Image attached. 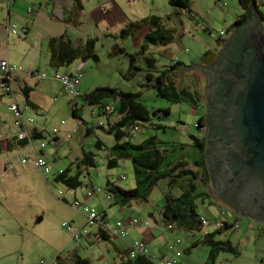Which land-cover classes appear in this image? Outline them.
Returning <instances> with one entry per match:
<instances>
[{"label": "rangeland", "instance_id": "obj_1", "mask_svg": "<svg viewBox=\"0 0 264 264\" xmlns=\"http://www.w3.org/2000/svg\"><path fill=\"white\" fill-rule=\"evenodd\" d=\"M15 1L11 0L8 7L7 0H0V23L1 19L6 17L7 12L10 10L11 17H14L11 26H15L19 34L18 37H9L8 51L15 55L17 66H21L23 71L31 68L33 73L38 71L40 74L38 76L44 73L48 75L47 79H42L32 87L36 91L34 99L42 102V108L38 115L24 106V97L18 90L17 102L24 108V114L31 111V116L24 118L25 121L32 118L34 121L32 124L38 123L45 126L46 137L42 139V142L46 143V153L43 156L47 162L54 169L70 167L74 174L78 170L81 171L80 181L82 185L76 190H69L64 185L53 182L52 179L46 185L40 175L36 171L31 172L29 167L25 170L29 169L30 172L21 176L17 171L14 173L8 172L6 179L0 181V264H41V261L44 264H51L56 257L54 250L65 251L69 255L68 252L75 246H82V258L88 260V264H108L112 259L111 252H108L102 246L103 244H96L94 238L82 237L79 242L72 240V232L76 228L84 226L86 218L77 213L71 204L75 200V195L79 201H84V193L91 187L99 188L103 192L91 200L88 206L100 214L107 212L109 218L113 217L111 211L115 213L116 210L113 209H116V206L105 198L107 182L112 181L125 190L132 189L135 187L134 170L130 160H120L118 166L113 169L107 167L109 149L114 144V137L106 131L108 120L100 114L99 107L86 105L83 96L99 87H110L140 95L143 104L151 113L153 111L158 112L157 116L151 114L150 123L142 124L145 129L138 134L133 132L130 139L132 143L137 144L147 137L156 136L160 148L168 151L167 163L174 162L180 157L195 155L196 152L191 147L190 135H196L200 132L201 135L205 136L206 128L198 130L196 126L198 119L204 116L203 108L196 111L187 103L175 104L158 98L154 89L146 87L147 81L144 70H149V68H147L148 66L143 57H135L134 65L139 67L140 70H131L129 67L130 58L125 54L116 52L118 51L117 46H123L127 49L130 46L129 43L136 45V42H140L143 31L138 32V38L132 40L133 42L130 39H117V43H115L114 40L104 37V28L100 25L97 28L92 27L85 34V38L86 36L93 37L99 41L96 43L95 58L83 62L84 68L81 71L82 77L78 86L81 96L77 97L73 103V97L62 89L59 82L53 79L54 69L47 64L45 50L43 49L40 54L39 51L33 49V46L40 41L41 37H45L50 33L56 35L65 30L62 22L53 19L56 18V10L59 9L64 0H55L53 8L50 6L48 9L46 0ZM127 1H134V4L129 6ZM144 2L145 4L136 0H89L85 4L84 27L71 25L74 28L69 29V31L73 32L74 38L77 36L79 40L80 35L83 36L84 34V29L90 25L89 22L93 13L96 18H99L100 14L106 15L105 13L111 9L109 8L111 4L117 5L118 3L120 7L122 6V11L132 20H134V17L130 16L131 12L138 17L147 16L150 13L166 16L169 12V0H144ZM262 2L260 4V0H257L259 11L264 18V0ZM63 4L67 5L68 3ZM191 8L195 12L199 24L208 28L213 37L217 36L220 30L230 29L235 20L243 14L239 0H191ZM32 10L33 15L39 13L41 17H45L49 25L44 26L39 22V27L32 29L33 33L31 32L25 38L22 27H25V18L33 17L31 15ZM181 22L182 28L189 24L186 17L182 18ZM71 26L67 28H71ZM179 41L176 40L173 45H170L163 56H158L157 59H159L160 64L168 65L170 59L177 57L187 64V67L192 66L193 64L190 63L198 62L204 50L212 46L211 37L201 27L187 31L182 38L179 37ZM69 70L71 71V69ZM69 70L67 67L59 72L64 73ZM189 73L194 75L191 78L195 77L200 81H204L203 84L205 83L203 72L189 71ZM49 78L51 80H48ZM10 101L11 99L8 96L0 94L1 120L8 121L7 115L11 112V110L8 111ZM107 102L113 105L112 102ZM74 104L78 107L79 118L83 125L90 127L93 131V136L84 142L83 150L94 155L95 168L77 169L75 166L76 158L81 159L82 157L79 139L74 137L71 140H64L62 137V127L64 126L61 123L75 124L78 121V119L73 118L71 112ZM166 110L169 112L168 114L162 112ZM100 122L104 123L105 127H99ZM151 123L156 126L155 129L147 127V124ZM54 128L60 131V139L63 144L58 146L54 150L56 153L52 155L48 150H52L54 145L49 141L51 137L48 133H51ZM98 139L104 143L103 148L100 150L94 147ZM39 142V140L33 142L35 148L39 146ZM122 176H125L126 179L121 180ZM60 191L63 192L62 196L59 195ZM201 192H204L202 186L198 188V193ZM178 193V189L170 187L168 181H160L151 191L147 201L140 200L137 202L141 206L144 205L142 217L148 219L150 214L158 215L165 204L164 196ZM221 205L226 206L224 203ZM196 206L200 215H206V205L198 200ZM224 211L229 216L234 213L228 207ZM38 218L39 223H36ZM240 220L242 222L239 230L224 229L216 237L217 240H231L234 242L238 255L220 252L215 258L210 259V248L202 243L204 236L201 232L181 233L182 244L180 245L185 249L178 248L183 253L179 259L180 264H264V236L259 237L257 230L259 227H264L253 221L255 230L246 231V218L241 217ZM107 222L111 223V219ZM64 223L70 224V231L69 228L63 227ZM96 230V225L87 227L88 232H96ZM174 230L180 231L175 226ZM248 231L249 234H245Z\"/></svg>", "mask_w": 264, "mask_h": 264}, {"label": "trees", "instance_id": "obj_2", "mask_svg": "<svg viewBox=\"0 0 264 264\" xmlns=\"http://www.w3.org/2000/svg\"><path fill=\"white\" fill-rule=\"evenodd\" d=\"M256 5H257V0ZM77 9L82 10L80 0H73ZM239 4L243 11L232 25L230 29L220 30L224 32L221 36L213 37L212 32L205 26H201L198 22L196 14L191 10V0H169L171 12L179 11L189 15L195 25L203 28V30L211 37L212 46L214 48L205 50L202 53L200 62L204 66L212 65L227 41L230 33L239 25L244 24L252 15L251 5L252 0H239ZM257 9L258 5H257ZM159 18L150 16L138 22L131 23L119 33V37L129 38L133 33L148 25L159 27ZM264 20V18H263ZM160 31L163 29L161 27ZM160 31L151 33L145 37L146 46L154 44L157 40L164 46H167L173 40L172 33L168 36L160 34ZM158 33V34H157ZM96 40H88L80 46H74L72 41L65 36L50 38L47 41L49 51L50 65L56 69L67 68L77 60L86 62L88 59L95 58ZM130 58V69L140 70L135 66V55L125 54ZM138 56V55H137ZM155 61V60H153ZM148 66V65H147ZM182 66L180 62L165 65L161 70L152 67L150 64L145 71L146 87L154 89L156 96L160 99L171 103H187L193 110L198 111L203 108L204 116L200 117L196 123L198 130L206 126V105L205 103V83L197 78H191L188 72L181 73ZM192 71V70H190ZM30 88L23 89L25 103L28 107L34 108L30 101ZM81 96V95H80ZM86 105L92 107L97 106L100 109V114L107 118L108 134L114 137V144L109 149V158L107 167L109 169L116 168L120 160H130L134 170L135 187L132 189H122L116 184L107 182L106 193L110 195L113 204L121 207H127L140 200L147 201L151 191L158 185L160 181H168L170 187L177 188L179 193L166 194L165 204L161 210V219L166 225H172L187 233H197L201 231V216L197 212V201L204 202L209 199L213 201V195L210 191L211 183L205 163L204 151L206 148V139L204 135L191 136V147L194 149L195 155L188 157H180L174 162H166L168 151L160 148V143L156 136L147 137L140 143L134 144L130 139L135 128L139 127L142 131L145 127L144 123H150L151 114L157 116L158 111L152 113L143 104L140 95L130 92H123L115 88L99 87L83 96ZM107 101L113 103L110 105ZM38 110V109H36ZM74 119L80 120L78 110L72 109ZM165 114L169 112L162 111ZM81 121V120H80ZM99 126V125H98ZM101 127V126H99ZM105 127L102 126L101 128ZM149 129H155L154 124H147ZM91 128L86 130V136L93 133ZM32 140L44 139L42 134L36 129L31 131ZM5 141L0 142V153L2 145ZM20 146L25 145L20 142ZM101 141L97 140L94 144L96 149H102ZM183 146V145H181ZM77 169L95 168L96 162L92 153L84 152L80 160L75 163ZM63 173L58 175L53 182L64 185L69 190H76L82 185L80 181L81 171H76L74 174L70 167L63 169ZM204 187V192L198 193V188ZM64 201V200H63ZM221 203H224L221 201ZM226 207H228L226 205ZM229 208V207H228ZM103 219H106L105 213L101 214ZM221 215V214H220ZM223 218V216H222ZM231 228L230 224L225 222L224 226L218 232L210 233L205 236L202 243L210 248V259L215 258L220 252L231 253L238 255L237 247L233 246L230 241L216 240L218 234L222 230ZM103 239L107 237L103 231H100ZM129 264H153L146 257H138L134 260H129Z\"/></svg>", "mask_w": 264, "mask_h": 264}, {"label": "crops", "instance_id": "obj_3", "mask_svg": "<svg viewBox=\"0 0 264 264\" xmlns=\"http://www.w3.org/2000/svg\"><path fill=\"white\" fill-rule=\"evenodd\" d=\"M15 1V0H13ZM46 7L48 9V7H52L53 8V3L55 2V0H46ZM89 0H80V3L82 5V10L77 9V7L75 6L73 0H64L63 3H68L66 4H61L59 9L56 10V18H53L54 20H59L60 22L63 23L64 26V31L59 32V34H48L45 37H41L40 41L38 43L35 44V46H33V49H35L36 51H39V53H42V50H45V54H47V64L54 69V74L56 72H59L60 70L64 69V68H60V69H56L54 67H52L50 65V60H49V51L47 48V41L50 38H56V37H60V36H65L67 37L69 40L72 41L73 45L76 47L84 44L86 41L88 40H96V43H98V39L97 38H93V37H88L86 36L85 38V34L92 28V27H98L99 25L104 28V32L103 35L106 38L112 39L114 40L115 43H117V39H121V40H131V42H133L132 40H136L138 38V32L143 31V35L141 36V41L140 42H136L137 44H130L129 43V47L124 48L123 46H117L118 51H116L117 53H122V54H130V55H135V56H140L143 57L144 61H146V65L149 66V64L152 67L155 68H161L165 66V64H160V61L158 58L163 56L166 52L165 50L167 48L170 47V45H173L174 42L176 40L179 41V37L182 38L187 31H190L192 28H198V26L195 25V22L192 21V19L189 17L188 14L183 13V12H179V11H175V12H171V9L169 7V12L168 14H166V16H160L157 14H152L150 13L147 16H142V17H138L136 14L133 15V12H131L130 16L134 17V20H132L131 18H129V16H126V14L122 11L120 5L117 3V5L115 4H111L109 6V8H111L108 12H106V15H102L100 14L99 18H96L94 13L92 15V19L89 22V26H87L84 30V34L83 36L80 35L81 38H77V36L74 38V33L70 32L69 29H73V26L76 27H80L83 26L84 27V18L86 16L85 11V4L88 2ZM137 2H141L143 4H145L144 0H136ZM16 3V1H15ZM14 3V5H15ZM129 6H132L134 4V1H127ZM262 0H260V4H262ZM11 4V0H7V6L9 7ZM258 5V3H257ZM259 6V5H258ZM43 8V7H42ZM9 9V8H8ZM192 10V8H191ZM111 11V12H110ZM47 12V11H46ZM192 12L195 14V12L192 10ZM10 10L7 12V16L3 17L1 19V23H0V59H3L7 62H9L10 64L16 65L17 66V62L15 59V55L11 52H9V37L10 36H19V34L17 35H12L10 34L8 27L11 26V21L12 18L10 15ZM39 14V13H38ZM33 15V10H32V14L33 17L31 18H25V27H22V32H23V36L26 38L30 35V33L32 31V29H34L35 27H39V22H41L42 24H44V26H48L49 23L48 21H46L45 17H41V15ZM47 14V13H46ZM91 14V13H90ZM150 16H156L157 18H159V27L163 28L160 31V28L157 26H152V25H148L146 27H143L137 31H135L133 33L132 36H130L129 38H120L119 37V33L120 31H122L124 28H126L127 26H129L131 23L134 22H138L142 19L148 18ZM59 17V18H57ZM186 17L189 20V24L186 27L182 28V22L181 19ZM179 19V20H178ZM71 26V28H67L69 26ZM67 26V27H66ZM83 31V30H82ZM157 31H160V34L165 35L164 32H166V35L168 36V33L170 35V33H172V37L173 40H171L172 42H170L167 46L162 45L161 43H158L157 40L154 44H149V46H146V42H145V37L151 33H156ZM158 34V33H157ZM135 42V41H134ZM180 42V41H179ZM211 48H214L213 46H211ZM209 48V49H211ZM95 49H96V44H95ZM208 50V49H206ZM35 51V52H36ZM205 51V50H204ZM202 56V54L200 55ZM155 60V61H153ZM82 60H77L75 61L73 64H71L68 67V70L71 69V71H67L64 73H75L78 71L79 65L81 64ZM176 62H180L182 64V66L187 67L185 63H183L181 60H179L177 57L170 59V62L168 63V65H170L171 63H176ZM200 62V60L198 61ZM198 62H191L190 64H196ZM79 63V64H78ZM85 63V62H84ZM201 63V62H200ZM20 68L19 73L13 77L12 83H11V87L13 89V94L12 95H6L8 96L11 101L9 103V105H11L12 103L15 105H19L17 102V92H21L23 95V89L24 88H30L31 89V93H30V101L33 105L34 108L29 107L33 113L35 114H39L40 109L42 108V102H38L34 99V93L36 92L35 90L32 89L33 86H35L37 83H39L42 80H39L37 78L38 75H40L38 73V71H35V73H33L32 69L29 68L27 71H23L21 66H17ZM31 67V66H30ZM84 68V66H83ZM83 70V69H82ZM81 70V71H82ZM188 71H184L181 73H186ZM61 73V72H59ZM53 74V75H54ZM52 75V76H53ZM48 77V75H47ZM51 78V77H50ZM48 80H51V79ZM47 79V78H46ZM53 80V79H52ZM80 84V83H79ZM18 90V91H17ZM80 92V90H79ZM1 94V93H0ZM2 95V94H1ZM24 97V95H23ZM74 100L72 99V102ZM24 103H25V98H24ZM74 103V102H73ZM8 105V106H9ZM26 103H25V105ZM19 107L22 109V107L19 105ZM38 109V110H36ZM72 109H76L78 110V107L76 104L73 105ZM8 111L10 112L9 108ZM24 111V110H23ZM31 111L27 112V113H23V118H28L30 117ZM79 115V113H78ZM8 121L7 120H1L0 119V123H1V128L0 131H3V135L5 138H7V140L5 141V145H2V152L0 153V181H4L6 179V175L8 172H19V175H23L26 174L27 172H30L29 169H31L32 171H36L40 177L44 180L45 184L48 185L50 183V180L47 181L44 179V177L41 175L40 171L37 169V167L34 165V161L32 158V154L35 155H39L41 154L40 150H39V146H37L35 148L34 144L31 145V147H26L25 149L23 148V146H20L17 139L14 137L17 133V128L14 125L15 119H13V116L10 112V114L7 115ZM3 125V126H2ZM29 126V125H28ZM64 127H62V131H63V139L64 140H71L74 137H77L79 139V143L81 144V151L82 154L84 153L83 147H84V142L89 140L92 136H86V130L90 129V127H85L82 123V121L78 120L75 124H69L66 123L65 125H62ZM4 127H7L6 129ZM76 128H79L80 130V134H72L74 132V130H76ZM29 129L33 130L36 129L38 132H40L44 137H46V129L44 125H40L38 123H34L31 124L29 126ZM91 132L93 133V131L91 130ZM50 134V142L53 144L54 139H52V133H48ZM67 134H71V139L67 138ZM191 136H201L200 132L196 135H190ZM99 141H101L100 139H98ZM35 140H32V142H34ZM102 145H104V143L101 141ZM63 143L60 139V133L57 137V143L56 146H54V148H52V150H48L50 154L54 155L56 153V148L58 146H61ZM26 145H24L25 147ZM22 148V149H21ZM33 151V152H32ZM46 153V149L42 151V154L45 155ZM29 155L31 157V159L29 160V163L26 166H22L20 163V158H24L26 157V155ZM80 159L76 158V161H78ZM29 167V169L26 171L25 169H27ZM19 169V170H18ZM62 169V168H61ZM21 170V171H20ZM10 177V176H9ZM111 183H114L111 181ZM115 184V183H114ZM117 185V184H116ZM118 187H120L119 185H117ZM211 191V189H210ZM99 195L94 196L91 199H88L86 197V193H84V201H81L85 204L88 205V203L93 200L95 197H98ZM105 198L107 201H111L107 198L106 193H105ZM76 200L77 197L75 195ZM64 200V199H63ZM64 202H66V200H64ZM112 202V201H111ZM221 201L216 199L215 197H213V201L212 200H208L206 202H204V205H206V215H200L201 217H206L208 218L209 221H215L219 218L225 220L227 223L230 224L232 230L235 229H240L241 228V222L242 220L241 217L239 215H237L234 211V213L229 216L227 215V213L224 211L225 208H227L226 206H222L221 205ZM116 206V210L115 213H113V211H111V214H113V217L109 218V215L107 212H103L106 215V220L109 221V219H111V225L115 226L116 223L118 222H122L124 226H127V230H128V236L126 238H120V237H115V236H109L106 239H103V237L101 236L99 239V234H98V227L96 232H90V235L86 238L91 239L94 238L96 244L100 245L103 244L102 246L104 248L107 249V251L111 252V262L108 264H129V257H128V252L130 250L131 245L133 244V242L136 241H144L147 243L148 248H149V255L151 257H154L156 260H160L163 258H172L173 254L172 253H166L165 249L166 247L173 243L176 239H181L180 235L181 233H186L187 232L183 231V230H167L166 229V224L162 221L161 219V210L159 212V214L154 215V214H150L148 219L147 218H143L142 214L143 212V206L137 204V203H133L127 207H121L119 205L113 204ZM72 206V205H71ZM73 208V207H72ZM224 208V209H223ZM74 209V208H73ZM118 209V210H117ZM230 209V208H229ZM76 210V209H74ZM112 210V209H111ZM77 213L82 214L80 211L76 210ZM224 212V213H223ZM99 213V212H98ZM213 213V214H212ZM221 214V215H220ZM83 215V214H82ZM85 216V215H83ZM223 216V218H222ZM86 218V216H85ZM133 218H137L139 220V223H145L148 222L149 226L146 227L142 224H139L136 227H129V222L133 219ZM213 219V220H212ZM247 221L246 222V231L247 230H255V225L253 222V220L246 218ZM36 223H39V218L37 219ZM86 223H87V218H86ZM85 223V225H86ZM65 224V223H64ZM69 224V223H67ZM70 225V224H69ZM78 227L76 228L73 232H72V240H73V234L80 231L83 227ZM64 227V226H63ZM264 227V226H263ZM257 228V227H256ZM71 230V226L69 231ZM259 232V237L264 236V228H260L257 229ZM216 233L218 232V230L214 229L213 227L211 228V233ZM220 232H223L220 231ZM245 234H249V231ZM219 235V234H218ZM216 239V238H215ZM229 239V238H228ZM231 239V238H230ZM217 240V239H216ZM230 241L233 246L236 247V244H234V242ZM93 244V243H92ZM182 244V243H181ZM196 245V244H195ZM178 248H182L181 245L178 246ZM182 249H185L184 247ZM59 251V250H58ZM56 250H54V252H56V257L54 259V261L51 262V264H88L89 261L82 258L83 256V249L82 246H75L70 252L69 255H67L65 253V251L63 252H58ZM68 256V257H67ZM69 256L73 257V261L71 260V258H69ZM41 264H44V262L41 261Z\"/></svg>", "mask_w": 264, "mask_h": 264}, {"label": "water", "instance_id": "obj_4", "mask_svg": "<svg viewBox=\"0 0 264 264\" xmlns=\"http://www.w3.org/2000/svg\"><path fill=\"white\" fill-rule=\"evenodd\" d=\"M235 28L205 74V163L212 195L242 218L264 226V20Z\"/></svg>", "mask_w": 264, "mask_h": 264}, {"label": "built area", "instance_id": "obj_5", "mask_svg": "<svg viewBox=\"0 0 264 264\" xmlns=\"http://www.w3.org/2000/svg\"><path fill=\"white\" fill-rule=\"evenodd\" d=\"M32 12V11H31ZM8 30L10 34L12 35H17V29L15 26H10L8 27ZM219 34L221 36L224 35V32L220 31ZM83 62L79 65L78 71L75 73H59L56 72L53 79L56 80L57 82L60 83L62 89L66 92L69 93L75 100L77 97L80 96L79 92V83L80 79L82 77L81 70L83 69ZM20 68L17 67L16 65L10 64L9 62L0 59V93L2 95H12L13 94V89L11 87V83L13 80V77H15L19 73ZM39 80L46 79L47 75L44 73L41 76H37ZM26 107V106H25ZM9 108V107H8ZM26 108H29L28 106ZM9 110L12 112L13 119H15L14 125L17 128V133L14 136L18 143L22 142L26 146L23 148L25 149L26 147H31L33 145L32 142V136H31V129H29V126L34 122L32 118L28 119L27 121L24 120L23 118V113H24V108H20L19 105H15V103L10 105ZM29 125V126H28ZM61 125H65V122H62ZM99 126H104L105 124L100 122L98 124ZM0 128H1V123H0ZM79 128H76L72 134H79L80 133ZM142 132V129L139 127L135 128L134 133H140ZM52 139H54L53 145L56 146L57 143V137L60 133V131L56 128H54L52 131ZM71 134H67V138L71 139ZM7 140V138L4 137L3 131H0V142ZM28 145V146H27ZM32 148V147H31ZM22 149V148H21ZM33 149V148H32ZM46 149V143L42 142L40 140L39 142V150L41 154L35 155L32 154V158L34 161V165L37 167V169L40 171L41 175L44 177L45 180L49 181L50 179H55L58 175H61L63 173L61 168L54 169L44 158L42 151ZM33 152V151H32ZM31 157L27 154L26 157L20 158V163L22 166H26L29 163V160ZM121 180H125V176H122L120 178ZM103 190L99 188H94L91 187L87 192H86V197L88 199L93 198L94 196L98 195L99 193H102ZM59 195L62 196L63 192L60 191ZM106 196L109 200H111L110 195L106 193ZM72 207L78 211H80L83 215L86 216L87 218V223L85 227H83L80 231L76 232L73 234V240L76 242H79L82 237H88L90 235V232L87 231V227H92V226H97L98 227V236L99 239L102 236L100 231H103L105 236H115V237H120V238H126L128 236V230L127 226H124L122 222H118L115 224V226H112L110 223L107 222L106 219H103L102 215L98 213L95 209L90 208L87 204L79 201V200H74L73 203L71 204ZM226 221L219 218L215 221H209L208 218L206 217H201V233L203 236H207L211 233V228L213 227L214 229H220L224 226V223ZM139 224H142L146 227L149 226L148 222L145 223H139V220L137 218H133L129 222V227H136ZM64 227L70 229V225L65 223L63 224ZM167 230H173L174 226L172 225H166ZM181 244V239H176L173 243L169 244L165 251L166 253H172L173 256L172 258H163L160 260H156L154 257H151L149 255V248L146 242L144 241H136L133 242V244L130 247V250L128 252V259L129 260H134L138 257H146L150 262H153V264H180L179 259L182 257V252L178 250V246ZM71 260L73 261V257L69 256Z\"/></svg>", "mask_w": 264, "mask_h": 264}, {"label": "flooded vegetation", "instance_id": "obj_6", "mask_svg": "<svg viewBox=\"0 0 264 264\" xmlns=\"http://www.w3.org/2000/svg\"><path fill=\"white\" fill-rule=\"evenodd\" d=\"M231 34V33H230ZM230 36V35H229Z\"/></svg>", "mask_w": 264, "mask_h": 264}, {"label": "clouds", "instance_id": "obj_7", "mask_svg": "<svg viewBox=\"0 0 264 264\" xmlns=\"http://www.w3.org/2000/svg\"><path fill=\"white\" fill-rule=\"evenodd\" d=\"M212 192V191H211Z\"/></svg>", "mask_w": 264, "mask_h": 264}]
</instances>
